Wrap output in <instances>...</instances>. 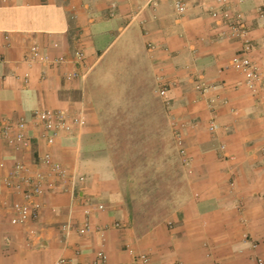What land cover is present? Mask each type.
I'll list each match as a JSON object with an SVG mask.
<instances>
[{
  "label": "crops",
  "instance_id": "1",
  "mask_svg": "<svg viewBox=\"0 0 264 264\" xmlns=\"http://www.w3.org/2000/svg\"><path fill=\"white\" fill-rule=\"evenodd\" d=\"M187 1L189 9L179 15L172 0H0V118L62 107H85L88 116L82 131L51 148L56 161L86 177L84 187L73 199L47 183L41 217L25 224L10 222L8 208L22 197L4 178L16 161L35 169L44 143L34 139L32 149L18 150L0 137V264H54L60 256L80 263L102 246L116 263L128 258L127 244L147 252L151 264L264 260V87L252 92L232 68L242 43L211 18L216 1L206 0L205 7ZM235 7L264 73V0H236ZM126 34L124 54L135 60L129 75L117 61L99 85L130 80L136 95L110 99L102 91L96 102L88 74ZM112 37L101 52L102 39ZM34 43L68 59L81 45L86 79L66 80L70 64L29 67L24 59ZM200 77L213 87L206 95L195 88ZM161 81L175 83L171 107L157 93ZM212 118L219 125L214 133ZM84 196L106 209L92 217L94 228L103 230L81 236ZM69 221L75 230L64 242L60 228ZM118 221L124 228H115Z\"/></svg>",
  "mask_w": 264,
  "mask_h": 264
},
{
  "label": "built area",
  "instance_id": "2",
  "mask_svg": "<svg viewBox=\"0 0 264 264\" xmlns=\"http://www.w3.org/2000/svg\"><path fill=\"white\" fill-rule=\"evenodd\" d=\"M197 3L199 7L207 5L206 0H191ZM217 6L210 9L211 18L223 25L229 32L230 36L241 41L242 46L236 57L231 61V66L239 72L244 79V84L252 91L258 92L264 87V73L261 68L253 61L251 55L257 49V45L250 38V29L246 23L244 14L235 7L236 0H215ZM175 11L179 15H183L189 9V1L172 0ZM261 16L264 15L263 10H259ZM77 41L80 44V39ZM55 46H58L55 43ZM24 62L32 67L36 64L60 66L63 64L72 65L73 69L65 74L68 81L82 80L84 81L89 72L86 66V52L79 45L75 50L73 57L68 59L64 56H51L45 52L43 47L38 43H34L29 47ZM23 83L28 85L31 80L29 72L24 73L22 77ZM175 83L172 81H161L157 91L158 95L164 99L165 105L171 107V99L168 96L170 89ZM195 88L202 95L213 87L208 85L206 81L200 77L196 81ZM88 123V116L85 107L77 110L70 108H37L34 109L29 117H22L17 120H11L6 117L0 118V137L7 144L18 150L32 149L34 139L42 140L44 143V151L36 157L34 169L32 165L16 161L13 163L4 178V184L12 188L17 195L22 197L21 200L15 201L8 209L11 212L10 222L13 225L25 224L29 221H37L41 217L43 205L41 197L45 193L47 183L54 184V187L64 193H70L73 199H76L78 189H82L86 183V177L74 172H70L65 165L55 160L51 148L57 141L67 136L74 135L82 131ZM174 123V122H173ZM37 129V134L31 136L28 131L30 128ZM219 125L215 118L209 123V131L216 132ZM1 167L5 166L4 162L0 163ZM83 207V221L76 229V232L85 236L94 231L101 232L102 228L95 229L92 223V217L95 213L104 211L106 206L103 203H95L89 197H82L80 200ZM2 209L0 208V214ZM172 225V223H169ZM115 228H124L121 222L114 224ZM106 229L108 227H105ZM104 228V229H105ZM72 222L64 223L61 228V238L64 242L68 241L70 235L74 232ZM35 235V231H31ZM249 239V235L244 236ZM252 247L257 249L258 244L253 243ZM128 255L124 261L112 263L109 260L105 248L102 246L94 253L91 259L82 262H76L73 259L60 256L54 264H151L150 255L141 250H137L130 244L125 246ZM257 264H264L261 257H257Z\"/></svg>",
  "mask_w": 264,
  "mask_h": 264
},
{
  "label": "rangeland",
  "instance_id": "3",
  "mask_svg": "<svg viewBox=\"0 0 264 264\" xmlns=\"http://www.w3.org/2000/svg\"><path fill=\"white\" fill-rule=\"evenodd\" d=\"M133 29V28H131ZM130 29V30H131ZM130 32V31H129ZM117 34V33H116ZM127 34L123 35L119 38L114 44L109 47V49L105 52L103 57L97 62L94 68L88 74L86 84L88 87V91L93 96V99L97 102L102 96V91L105 93L110 99H114L115 96H122L124 98H129L136 95V88L130 84V80H123V84L115 85L113 82L111 84H106L104 87L99 85V76L106 71L109 73L110 64L115 63L117 61H122L124 64L123 71L125 73H130V66L134 65L133 56L128 54H124L126 50L124 41L126 40ZM114 37L105 39L106 41H101L99 44V49L103 52L108 44L112 42ZM129 45V44H128ZM132 68V67H131ZM133 69V68H132ZM104 95V94H103ZM110 106L114 108L115 103L111 101Z\"/></svg>",
  "mask_w": 264,
  "mask_h": 264
}]
</instances>
